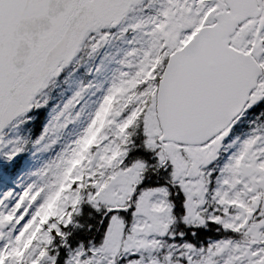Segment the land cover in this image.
<instances>
[{
  "label": "snow or ice",
  "instance_id": "obj_1",
  "mask_svg": "<svg viewBox=\"0 0 264 264\" xmlns=\"http://www.w3.org/2000/svg\"><path fill=\"white\" fill-rule=\"evenodd\" d=\"M0 264H264V0H0Z\"/></svg>",
  "mask_w": 264,
  "mask_h": 264
}]
</instances>
